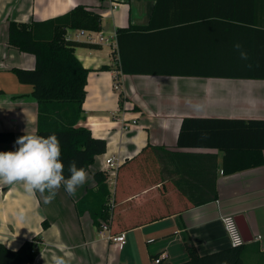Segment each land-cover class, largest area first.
<instances>
[{"label": "crops", "instance_id": "0c3cea01", "mask_svg": "<svg viewBox=\"0 0 264 264\" xmlns=\"http://www.w3.org/2000/svg\"><path fill=\"white\" fill-rule=\"evenodd\" d=\"M81 5L100 14L98 32L114 40L118 28L148 24L156 1L0 0V131L13 132L16 140L38 135V104L32 86L22 84L11 69H32L36 59L9 45V22L44 21ZM246 6L252 7L255 27L264 28V0H174L173 8L193 16L236 8L243 12ZM99 46L75 49L90 69L86 118L80 125L106 139L107 151L96 156L87 181L73 196L62 186L46 202L47 192L0 185V242L18 250L26 240L40 237L34 264H53L54 256H62L65 264H179L193 252L205 256L229 249L221 218L235 215L251 239L242 248L244 263L264 264V164L226 174L220 150L178 145L188 117L264 120V79L206 78V89L186 100L171 94L168 77L178 76L121 74L113 46ZM118 74L120 90L115 88ZM17 147L0 144V151ZM113 155L122 163L115 184L107 183L115 201L109 227L110 234L125 235L122 246L78 207L88 191L97 189L94 174L104 171Z\"/></svg>", "mask_w": 264, "mask_h": 264}, {"label": "trees", "instance_id": "16d2710c", "mask_svg": "<svg viewBox=\"0 0 264 264\" xmlns=\"http://www.w3.org/2000/svg\"><path fill=\"white\" fill-rule=\"evenodd\" d=\"M154 1L148 24L117 30L118 47L113 53L122 74L264 79V28L255 27L252 7L246 6L243 12L236 8L189 16L188 12L174 10V0ZM101 20L99 13L81 5L48 20H12L8 25L9 45L35 56L34 68L11 70L22 84L33 88L38 135H57L66 178L73 160L87 172L96 156L107 151L106 139L95 137L90 128L80 125L86 118L84 102L90 69L75 53L78 47L97 48L100 44L68 39L70 31H101ZM15 141L13 132L0 131V144ZM178 145L220 150L226 174L255 168L264 164V120L188 117L182 122ZM94 178L97 189L88 191L78 207L81 212L88 211L101 227L111 220L107 204L112 196L106 172L98 171ZM39 239L26 240L18 250L0 242V264H34ZM242 248L230 247L205 256L193 252L188 261L179 264H245Z\"/></svg>", "mask_w": 264, "mask_h": 264}, {"label": "clouds", "instance_id": "9594fccd", "mask_svg": "<svg viewBox=\"0 0 264 264\" xmlns=\"http://www.w3.org/2000/svg\"><path fill=\"white\" fill-rule=\"evenodd\" d=\"M235 47L240 49L239 44ZM241 57L246 58V53L241 52ZM15 144L18 145L15 151H0V185L21 184L30 194L47 192L45 200L48 202L62 186L73 196L87 181L86 170L77 167L75 160L68 166L70 176L65 177L61 144L56 134H25ZM53 264H65V259L54 256Z\"/></svg>", "mask_w": 264, "mask_h": 264}, {"label": "built area", "instance_id": "2783aa9c", "mask_svg": "<svg viewBox=\"0 0 264 264\" xmlns=\"http://www.w3.org/2000/svg\"><path fill=\"white\" fill-rule=\"evenodd\" d=\"M81 37L85 38L87 42L94 43V44L102 45L103 43L107 42L110 45H112L115 50L118 47L117 36L113 40V37L112 38L106 37L103 35L102 32L92 31V30H76L68 34V39H72V40H79ZM121 74H118L115 76V88L117 90L121 89V78L119 77ZM121 163L122 161L119 158L115 157L114 155L107 158L104 171L107 174L106 181L108 185L112 186L115 184V179L118 175V171L121 166ZM114 205H115V202L111 197L110 201L107 204L110 215H112ZM110 219H111V216H110ZM221 219H222V223H223V226L227 234V237L229 239L231 247H234V248L244 247V245L247 242L240 229L236 216L235 215H225V216H222ZM109 221L110 220H107L102 223L101 233L105 235L109 240L113 241L114 243H118L120 246L124 245L126 243L125 235L124 234H120V235L110 234ZM156 262L160 263L161 258L157 259Z\"/></svg>", "mask_w": 264, "mask_h": 264}, {"label": "rangeland", "instance_id": "374dc122", "mask_svg": "<svg viewBox=\"0 0 264 264\" xmlns=\"http://www.w3.org/2000/svg\"><path fill=\"white\" fill-rule=\"evenodd\" d=\"M167 78V77H164ZM171 80V94L175 97L191 100L190 96L200 95L206 89L205 77H168ZM152 111V110H150Z\"/></svg>", "mask_w": 264, "mask_h": 264}, {"label": "water", "instance_id": "95a60500", "mask_svg": "<svg viewBox=\"0 0 264 264\" xmlns=\"http://www.w3.org/2000/svg\"><path fill=\"white\" fill-rule=\"evenodd\" d=\"M236 218H237L238 224L240 226V229H241V231H242V233L244 235V238H245L246 242L251 241V239L248 236V230H247L246 225L241 221V219L239 217H236Z\"/></svg>", "mask_w": 264, "mask_h": 264}]
</instances>
